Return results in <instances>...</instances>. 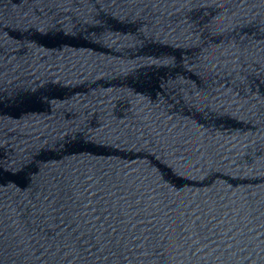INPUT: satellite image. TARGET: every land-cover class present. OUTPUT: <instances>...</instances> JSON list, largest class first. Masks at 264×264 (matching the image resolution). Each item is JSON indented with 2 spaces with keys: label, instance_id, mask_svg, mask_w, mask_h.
<instances>
[{
  "label": "water",
  "instance_id": "1",
  "mask_svg": "<svg viewBox=\"0 0 264 264\" xmlns=\"http://www.w3.org/2000/svg\"><path fill=\"white\" fill-rule=\"evenodd\" d=\"M0 264H264V0H0Z\"/></svg>",
  "mask_w": 264,
  "mask_h": 264
}]
</instances>
